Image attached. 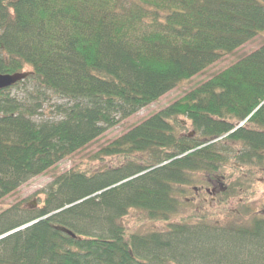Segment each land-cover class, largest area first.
I'll use <instances>...</instances> for the list:
<instances>
[{"label": "trees", "instance_id": "obj_1", "mask_svg": "<svg viewBox=\"0 0 264 264\" xmlns=\"http://www.w3.org/2000/svg\"><path fill=\"white\" fill-rule=\"evenodd\" d=\"M261 32L264 0H0V74L30 73L0 91V201ZM114 157L0 213V237L38 221L0 239V264H264L261 217L172 222L194 175L263 167L264 44L95 154ZM131 210L167 226L129 233Z\"/></svg>", "mask_w": 264, "mask_h": 264}, {"label": "rangeland", "instance_id": "obj_2", "mask_svg": "<svg viewBox=\"0 0 264 264\" xmlns=\"http://www.w3.org/2000/svg\"><path fill=\"white\" fill-rule=\"evenodd\" d=\"M264 44V32L258 34L251 42L243 45L232 54L224 56L215 64L208 67L202 73L178 84L173 90L169 91L158 99L157 102L150 104L146 108L140 110L137 114L121 121L117 126L108 129L100 138L88 145L83 150L75 153L65 160L60 161L57 165L50 169L46 174L33 178L26 184L22 185L12 195L0 201V213L9 207L22 203V207H40L44 200L43 191L54 180L55 177L70 172L71 170H89L96 172L107 167L117 166L118 158H95V154L103 147L125 134L133 127L139 125L150 116L169 107L186 93L194 90L201 84L207 82L219 72L233 65L244 56L257 50ZM24 72H29L28 70ZM29 89V86H27ZM25 87H19L12 90V95L22 98L25 95ZM57 101L55 99L44 105L42 114L44 117H54L52 105ZM36 119H40V116ZM190 137H194V133L190 124H186ZM237 147V146H236ZM238 148V147H237ZM236 150V149H234ZM232 160H228L227 165L220 171V174L208 180L204 174H196L192 177L193 183L187 187H182V198L180 201L185 205L180 209L179 213L172 218V222L176 223L186 219H205L212 224H230L236 216L242 215L245 219L251 216L261 217V211L264 210V172L261 169H252L249 166L236 167ZM213 184L216 192L221 187L228 188L231 184L237 183L240 188L236 192L225 198L224 196H214L213 194H205L201 192L200 197L196 196L193 188L210 186ZM205 197L206 201L201 198ZM237 220V219H236ZM122 225L129 233L146 234L151 231H161L166 228L163 222H150L144 214L129 211V213L121 220Z\"/></svg>", "mask_w": 264, "mask_h": 264}, {"label": "water", "instance_id": "obj_3", "mask_svg": "<svg viewBox=\"0 0 264 264\" xmlns=\"http://www.w3.org/2000/svg\"><path fill=\"white\" fill-rule=\"evenodd\" d=\"M11 1L16 2V1H18V0H11ZM29 75H30V73H25V72H23V73H14V74H11V75H10V74H6V75H4V74H0V91H1V90H5V89H8V88H11V87L14 86L15 84L24 81ZM191 135H192V134H191ZM191 135H190V136H191ZM36 222H38V221H35V222H33V223H30V224H28V225H26V226H24V227H22V228H20V229H17V230H15V231H18V230L24 229V228H26V227H28V226H31V225L35 224ZM15 231H14V232H15ZM14 232H11V233H9V234H12V233H14ZM64 232H65L67 235L71 236L72 238H75V235H73L72 233H70V232H68V231H64ZM9 234L0 237V239H2V238H4V237L8 236Z\"/></svg>", "mask_w": 264, "mask_h": 264}, {"label": "flooded vegetation", "instance_id": "obj_4", "mask_svg": "<svg viewBox=\"0 0 264 264\" xmlns=\"http://www.w3.org/2000/svg\"><path fill=\"white\" fill-rule=\"evenodd\" d=\"M262 170H263V172H264V165H263ZM206 177L208 178V180L213 179V178L208 177V176H206ZM263 180H264V178H263ZM208 184L210 185V183H208ZM193 190H195V192H196V196H197V197H200L201 192H203V193H205V194H213L214 196H219V195H222V194L224 193V191L226 190V188L224 189V187H221V184H220V188H219V190L216 192V189H215L214 185L211 184L210 186L201 187L200 189L193 188ZM201 200H202V201H206V198H205V197H202ZM258 217H259V216H258ZM261 218L264 219V210L261 211Z\"/></svg>", "mask_w": 264, "mask_h": 264}]
</instances>
